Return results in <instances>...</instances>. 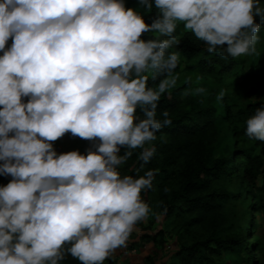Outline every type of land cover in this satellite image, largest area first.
Here are the masks:
<instances>
[{
    "label": "clouds",
    "instance_id": "obj_1",
    "mask_svg": "<svg viewBox=\"0 0 264 264\" xmlns=\"http://www.w3.org/2000/svg\"><path fill=\"white\" fill-rule=\"evenodd\" d=\"M139 3L152 11L150 0ZM154 5L149 24L124 0H0V175L12 177L0 186V264H61L68 255L105 264L158 215L142 198L158 170L122 176L119 167L140 149L143 169L173 123L158 106L180 78L179 25L209 54H258L262 0ZM205 92L184 88L181 98ZM66 133L93 142L86 155L57 154L52 142ZM246 135L264 143V104Z\"/></svg>",
    "mask_w": 264,
    "mask_h": 264
},
{
    "label": "trees",
    "instance_id": "obj_2",
    "mask_svg": "<svg viewBox=\"0 0 264 264\" xmlns=\"http://www.w3.org/2000/svg\"><path fill=\"white\" fill-rule=\"evenodd\" d=\"M132 1L128 0L126 7L134 8ZM139 12L149 24L156 16L154 4L151 12ZM256 22L261 24V35L264 20L256 17ZM178 28L181 44L173 51L179 50L181 58L190 63L187 68L202 77L198 85L206 92L199 98H181V92L186 88L184 84L170 90L171 95H162L158 118H161L160 111L167 109L173 123L157 133V140L152 142L157 149L153 159L137 172L141 150H133L132 157L123 164L122 176L158 170L153 190L145 192V201L191 238L189 242H181L171 253L169 264H218L222 253L224 264H249L253 262L254 248H258L256 243L248 242L247 234L253 225L251 213L248 212V224L238 229L237 215L228 208L237 202L243 204L248 196L256 198L255 192L263 188V185L256 187L255 182L258 176L264 177V143L248 138L246 120L264 104V100L241 105L235 97H230L224 90V80L241 67L239 59L207 53L204 42L185 33L183 27ZM141 38L148 40L153 36L145 33ZM11 43L9 39L7 46ZM257 53L253 55L252 67L264 76V47ZM179 68L180 65L177 72ZM212 86L219 90L214 91ZM221 90L224 97L217 101ZM257 147L259 155L255 152ZM124 151L121 148L120 154ZM11 179V176L0 175V186H5ZM233 179L237 180L235 186H232ZM260 207L264 208L262 203ZM139 237L145 242H160L162 233L158 230ZM231 253L237 257L227 260ZM61 264L81 262L68 255ZM149 264L154 263L150 261Z\"/></svg>",
    "mask_w": 264,
    "mask_h": 264
},
{
    "label": "rangeland",
    "instance_id": "obj_3",
    "mask_svg": "<svg viewBox=\"0 0 264 264\" xmlns=\"http://www.w3.org/2000/svg\"><path fill=\"white\" fill-rule=\"evenodd\" d=\"M128 0H124L126 3ZM152 5L154 0H150ZM264 3V0H262ZM132 6L137 11H147L139 3V0H133ZM178 27H183L179 25ZM183 29V28H182ZM177 36L180 34L179 28H177ZM261 40L257 45V50H261L264 47V33L261 35ZM253 56L238 58L241 67L238 68L234 73L227 75L225 77V88L230 97H235L236 101L244 105L248 102H254L257 100H264V76L253 69L252 65L254 61ZM190 64L188 61L181 58V64L179 68V81L177 86H182L184 84L186 88H195L199 86L197 84L198 74L195 70H190L187 65ZM175 87V88H176ZM213 90H219L213 87ZM212 91V89H210ZM199 98V95H193ZM54 149L57 154L67 153L69 151L78 150L81 154H85L89 148L92 147L93 142L88 140H83L79 137H73L71 134L66 133L62 138L52 142ZM260 152V149L255 148V152ZM122 167H119V171L122 175ZM261 178V176H258ZM257 178V180H258ZM232 186L237 183L236 179H233ZM256 180V187L263 188L261 191L255 192L257 194L256 198H251L248 196L243 204L237 202L234 206H229L228 210H233L237 215V228L245 227L248 224V212L251 213V220L253 225L251 230L248 232V242L250 244L256 243L258 248L253 250V262L249 264H264V208H261V203L264 207V184H259ZM142 198L145 200V193H142ZM158 215L150 214L149 217L142 222H139L136 226L135 231L130 236L127 247L117 249L114 255L105 264H149L152 261L154 264H169L170 255L172 252L179 248L181 242H189L191 238L189 234L181 231L180 226H173L170 219H167L165 215L159 210L153 209ZM236 217V216H235ZM250 225V223H249ZM161 230L162 239L160 242H145L139 237L143 233H157ZM134 245V246H132ZM132 246V247H131ZM223 253L220 256V260L223 261ZM236 254L231 253L227 260L235 259ZM218 261V264H224ZM240 264H248L246 262H241Z\"/></svg>",
    "mask_w": 264,
    "mask_h": 264
}]
</instances>
